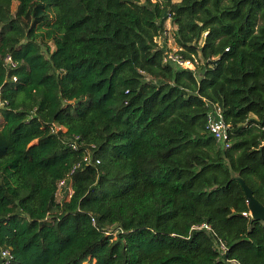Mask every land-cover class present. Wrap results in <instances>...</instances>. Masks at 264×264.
Instances as JSON below:
<instances>
[{"label":"trees","instance_id":"1","mask_svg":"<svg viewBox=\"0 0 264 264\" xmlns=\"http://www.w3.org/2000/svg\"><path fill=\"white\" fill-rule=\"evenodd\" d=\"M230 166L264 204V0H0V264H264Z\"/></svg>","mask_w":264,"mask_h":264},{"label":"built area","instance_id":"2","mask_svg":"<svg viewBox=\"0 0 264 264\" xmlns=\"http://www.w3.org/2000/svg\"><path fill=\"white\" fill-rule=\"evenodd\" d=\"M167 35V31H165ZM178 48L175 47L174 49L168 50L166 54L164 55V61H169L176 66L183 67V68H189L194 69L196 66V60H191L189 58H184L179 52H177ZM4 65L7 69H13L16 67L17 62L14 60L12 55L10 53H7L4 56ZM12 80H16V76H12ZM231 125L224 121L223 113L221 110V107L214 104L212 106V109L208 111L206 116V122H205V128L208 130L210 134L213 135L215 140L224 145L225 147L229 146V136H230V129ZM60 130H64V128L61 125H57L54 122H51L50 124V132L51 133H57ZM64 143L66 146L70 147L73 150H78L81 145V140L78 135H72L68 139L64 140ZM91 147H94L93 144H90ZM92 162V155L90 151H86L85 154L82 155V158L75 161L70 170L68 175L61 178L57 182V188H56V197L59 201L63 198H68L72 192L71 185L68 184V181L71 177V175L80 168L83 164H89ZM96 162H99V159H96ZM250 211L242 212L244 215H249ZM92 222L94 224V219L92 218ZM194 229H205V230H211V226L206 223L202 222L200 224L194 225ZM218 250L220 251H226V246L224 242L218 238ZM1 257L4 259L6 263H9L12 259V254L8 248H2L0 250Z\"/></svg>","mask_w":264,"mask_h":264},{"label":"water","instance_id":"3","mask_svg":"<svg viewBox=\"0 0 264 264\" xmlns=\"http://www.w3.org/2000/svg\"><path fill=\"white\" fill-rule=\"evenodd\" d=\"M229 172L231 178L235 179L243 189L247 201V206L250 211V219H259L264 221V204L255 197L250 186L247 185L245 180L239 174L235 173L231 166L229 167Z\"/></svg>","mask_w":264,"mask_h":264},{"label":"rangeland","instance_id":"4","mask_svg":"<svg viewBox=\"0 0 264 264\" xmlns=\"http://www.w3.org/2000/svg\"><path fill=\"white\" fill-rule=\"evenodd\" d=\"M165 26L167 28V35L165 37L166 44L170 49H174L175 44H174L173 37H172V24L169 20H167L165 22ZM163 41H164V37L158 38V43H162Z\"/></svg>","mask_w":264,"mask_h":264}]
</instances>
